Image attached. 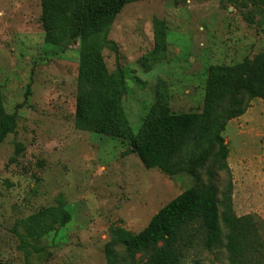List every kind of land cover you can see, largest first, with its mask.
Returning <instances> with one entry per match:
<instances>
[{"label":"rangeland","instance_id":"1","mask_svg":"<svg viewBox=\"0 0 264 264\" xmlns=\"http://www.w3.org/2000/svg\"><path fill=\"white\" fill-rule=\"evenodd\" d=\"M44 1L0 0V264H106L117 226L133 232L130 250L143 264L145 248L161 241L156 212L194 181L145 168L130 141L160 86L173 146L196 151L209 71L264 49V11L244 0H132L103 28L107 41L93 43L97 78L79 81L82 37L69 21L60 41L46 42ZM80 96L92 103L82 119ZM108 109L130 132L98 131ZM222 137L230 172L217 184H231L233 212L251 215L264 238V100L252 98ZM182 264L228 260L197 238Z\"/></svg>","mask_w":264,"mask_h":264},{"label":"trees","instance_id":"2","mask_svg":"<svg viewBox=\"0 0 264 264\" xmlns=\"http://www.w3.org/2000/svg\"><path fill=\"white\" fill-rule=\"evenodd\" d=\"M132 0H46L42 3L40 21L44 40L57 43L71 21L82 37V62L78 79L97 78L93 43L106 42L102 32L107 22ZM263 12L264 0H244ZM250 19L249 17H246ZM252 98L264 100V49L251 59L229 67H212L209 71L199 125L196 151L173 146V125L166 91L157 87L154 102L138 136L130 141L145 168H157L167 176L185 174L194 182L156 212L161 234L160 243L149 244L143 252V264H182L183 252L197 238L205 249L223 248L228 264H264V238L251 215L236 216L232 210L231 184L222 189L217 184L220 173L229 174L226 162L228 148L222 132L233 118L242 115ZM101 109L100 111H102ZM92 112V103L80 96L76 115L84 118ZM117 112V111H116ZM98 131L113 137L130 132L124 116L113 109L97 117ZM60 202L62 223L68 215ZM18 239L23 238L14 230ZM133 232L117 226L110 230L104 245L106 264H141L130 250ZM116 246L123 247L119 253Z\"/></svg>","mask_w":264,"mask_h":264}]
</instances>
